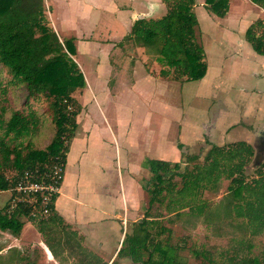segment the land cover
Returning a JSON list of instances; mask_svg holds the SVG:
<instances>
[{
  "label": "rangeland",
  "instance_id": "374dc122",
  "mask_svg": "<svg viewBox=\"0 0 264 264\" xmlns=\"http://www.w3.org/2000/svg\"><path fill=\"white\" fill-rule=\"evenodd\" d=\"M119 2L128 3L127 0ZM230 2L229 6L232 3L234 6L231 8V13L246 12L248 5L241 0H231ZM197 3L194 6L199 21L197 39L203 44L205 59L208 65L215 68H219L217 64L221 62L223 64V69L219 68L220 72L215 82L221 91L228 88L229 92L226 96L228 99L222 100L223 106H220L219 101L215 103L207 98V96L217 98L219 90L199 89L200 81H176L172 79V75L168 78L160 76L159 72L163 66L155 60V57L148 56L144 48L121 42L122 40L120 41L122 50L109 56L113 64L105 85L103 79H98L95 76L98 64L96 60L93 57H90V60L89 56L84 53L82 54L84 56L77 57L79 63L85 68L91 85L89 86L90 90H76L73 94L81 106L76 117L78 127L73 138L76 137L84 142L83 146L78 149L74 143L71 145L72 141L70 142L71 149L66 158L63 185L71 194L67 201L71 214L77 215V218L82 220L80 222L84 221L85 228L96 227L98 234L105 242L107 250L105 253L103 250L101 254L105 261L113 259L121 236L118 229L123 224L122 221L111 219L108 223L105 220L107 207L112 201L115 202L113 197L120 190L118 180H113L112 187L109 186V182L114 178V173H117V170L127 173L125 168L136 167L138 159L143 157L172 162L177 160L181 156L176 147L180 139L186 144H191L198 135L197 139L200 140L198 142H205L208 138L205 137V133H209V131L200 128L205 118L209 119L214 126L212 129L213 141L220 142V138L224 134V132L221 134L222 127L239 118L240 110L245 104L246 100L242 97L239 89L246 87L249 94L258 90L264 91V69L257 66L255 72L238 73L239 64H242V67H246L247 63V67L251 65L250 53L244 50L239 54L237 45L229 41L222 40L221 43L215 41L216 21H221L222 18L210 13L203 4L204 0H197ZM166 10L165 6L163 11L157 13H151V11L144 18H160L163 16L162 14L166 13ZM247 11L251 13L252 9ZM261 16L264 18V15ZM99 18L101 17L97 14L90 18V21L97 22L99 29L95 33L96 35H89L87 32L84 40L95 37L92 39L93 41L110 43L109 37L105 35H108L106 27L111 21H113L111 23L112 35L120 37L126 34L124 28L117 27L118 22L114 17L110 16L106 20L105 17L100 20ZM81 23L86 25L88 20H82ZM101 32H105L103 33L104 37L99 36ZM218 32L219 29L216 30V34ZM239 32V35L237 33L236 36L244 40V32ZM223 53H226L227 56L222 55ZM222 59L225 60L221 61ZM254 73H257V76ZM9 80L8 71L0 64V85L8 84ZM135 84L136 86H134ZM92 90L96 95L91 94ZM26 94L27 91L23 86H8L5 96L7 117L13 109L21 108L24 105ZM28 104L41 119L39 131L33 140L37 147L43 149L49 144L54 133L48 101L41 97L38 100H29ZM206 111L209 113L208 115L205 114ZM182 115L186 121L183 133L182 120H180ZM228 135H232V138L238 136V138L245 139L248 132L236 128ZM254 141L255 139L252 138V142ZM209 148L194 145L186 146L184 151L188 154H197L200 149H203V157ZM255 150L256 153L258 151V154L264 156V149L258 146ZM152 152L158 155H154ZM254 160L255 156L244 170L248 180L255 177L257 173ZM180 161L182 168L185 164L184 157ZM201 162L202 160H200ZM192 165L193 163L188 164L189 167ZM128 170L132 171V167ZM136 173H138L136 179L139 182L147 181L150 178V173L147 170L140 169ZM67 178H69L68 183H66ZM175 180L180 181L179 177H175ZM228 184L229 180L222 178L219 181L218 189L205 190L201 199L207 201V205L213 207L214 210H218L215 205L219 203L226 192ZM128 185L127 183L126 186ZM136 187L133 191L135 206L131 208L132 213L129 214L125 226L121 229L125 233L132 231L134 223L142 219L145 210L148 209L147 194L143 192L141 186ZM9 198L10 192L0 193V208L9 203ZM172 210H177V208ZM183 211L185 212L181 217H175L165 206L155 205L152 209H148V215L157 218L162 225L171 229V240L174 244L180 245V254L188 263H206L202 256L195 257L192 250L203 251L207 256H211L210 264H237L241 257L263 258L264 231L252 236L237 227L241 223V219L226 218L220 215L213 217L211 222L205 224L201 217L188 215L187 209ZM116 213L122 220V211L118 210ZM21 220L24 225L18 236L7 231H0V264H57L52 256L48 255L44 246V238L51 236V231L46 230L44 237L38 231V221H29L26 217H21ZM85 221H94L95 224L88 226V224L85 225ZM76 248L73 252L64 254L68 257L64 258L66 261L62 264H88L83 255L88 253V248L82 246ZM60 250L64 251L61 247ZM114 259L116 264H133L129 258L117 257Z\"/></svg>",
  "mask_w": 264,
  "mask_h": 264
},
{
  "label": "trees",
  "instance_id": "16d2710c",
  "mask_svg": "<svg viewBox=\"0 0 264 264\" xmlns=\"http://www.w3.org/2000/svg\"><path fill=\"white\" fill-rule=\"evenodd\" d=\"M161 1L167 8L166 13L160 18L136 19L121 42L142 47L148 56L155 57L163 66L160 76L172 75L176 81H198L206 75L207 62L204 47L197 39L196 0ZM230 1L204 0V6L222 18L229 10ZM250 1L264 9V0ZM245 38L256 53L264 55L263 21L251 24ZM74 39L59 38L46 18L44 0H0V64L10 75L8 84L0 85V190L11 188V179H17L26 170L37 169L45 174L55 164L62 163L65 173L66 157L81 108L73 94L86 87L85 75L72 58L76 54ZM8 86H23L27 94L24 105L13 109L7 117ZM41 97L48 101L54 127L53 136L43 149L33 140L41 119L28 104L29 100ZM177 148L185 160L182 168L181 161L146 157L142 162V167L150 173L147 181H140L148 196V209L165 206L175 217H181L187 209L188 215L201 217L205 224L222 215L241 219L237 227L249 235L264 231V156L258 159L254 147L245 141L222 146L212 144L203 157V149L197 154H188L180 142ZM254 156L257 173L248 180L244 170ZM189 163L193 165L189 167ZM222 178L229 180V184L215 205L218 210H214L201 195L205 190L218 189ZM58 196L52 197L50 215L39 220L37 228L44 237L46 230L51 231L44 243L52 256L61 260L60 247L73 252L72 240L77 234L67 230L68 225L56 211ZM7 207L6 204L0 208V231L18 236L24 225L21 217L34 219L25 206H16L9 213ZM148 209L134 223L132 231L124 234L115 258H129L133 264H190L180 254V245L172 242L171 229L149 216ZM192 253L195 257L202 256L206 262L202 264L211 263L212 257L205 252L192 250ZM83 255L86 263L96 264L94 258ZM110 264H116L115 259ZM237 264H264V256L262 259L241 257Z\"/></svg>",
  "mask_w": 264,
  "mask_h": 264
},
{
  "label": "crops",
  "instance_id": "0c3cea01",
  "mask_svg": "<svg viewBox=\"0 0 264 264\" xmlns=\"http://www.w3.org/2000/svg\"><path fill=\"white\" fill-rule=\"evenodd\" d=\"M119 1L120 0H107V1H104V0H44L46 18L49 24L51 25V27L54 29V31L59 36V38L60 39L68 38V37L75 38L74 45L76 48V54L73 55L72 57L78 62L83 75L86 74L84 76V78H86L85 79L86 88H84L85 91L86 89H89V86L91 84L88 78V74L85 73L86 71L85 68H83V66L79 63L77 57L84 56V55L89 56V58L93 57V59L96 60V62L98 63L97 68L95 70L96 71L95 76L98 79H103L105 81L104 83L105 85L106 78L113 64L110 61L109 56L111 54H117V52H120L122 50V44H120V41L123 39V37L126 34L129 33L133 22L139 17H141L142 15L146 16L151 11H152L151 13H157V12L163 11L165 8V5L161 0H127L128 1L127 4L120 3ZM241 1L244 2V4H247L248 5L247 10L252 9V12L250 13L246 10V12L242 11V13L240 14L231 13L230 12L231 8L234 7L232 3L231 4L232 6L231 5L229 6V10L227 14L224 17H222L221 21H216L217 27H215V31H214V34H215L214 40L219 43L223 41L225 42L229 41L230 43L234 45L236 44L237 45L236 48L238 49L237 52L239 54L243 53L244 50L250 53L252 57V59L250 60L251 65L247 67V64H248L247 63L246 64L247 68H246V67H242V64H239V68L237 69L238 73L245 74V72H249V73L255 72L257 66H261L264 69V55H260L256 53L251 47L250 43L245 38L246 30L251 24L255 23L258 20H261L264 23V20H262L264 18L261 16V15H264V9L254 4L250 0H241ZM197 4L198 3L196 0V5ZM94 14H97V16L101 18L105 17V20L108 19V17L110 16L114 17V19L118 22L117 27L120 26L124 28L126 34L120 37L116 35H112L111 34L112 32L111 23H113V21H111L106 27V31H107L106 34L108 35L103 34L105 32H101V34H99L100 37H104V35L106 37H109L110 43L108 42L102 43L98 41H93L92 39L95 37H91L89 38V40H84L83 38L86 37L87 32L89 35H93L99 29L97 22L90 21V18ZM101 18H99V20ZM218 18H221V17H218ZM82 20H88V23L86 25H83L81 23ZM217 29H219V32L216 34ZM239 31L244 32V38H245L244 40L236 36L237 33L239 35L240 33ZM202 37H203V34H202ZM83 53L84 55H82ZM222 55L227 56L226 53H223ZM224 60L225 59H222L221 61H224ZM113 62L115 61L113 60ZM217 65L219 66L220 69H223L222 62ZM219 68L212 67L210 64L208 65L207 63L206 75L202 79L198 80L200 81L198 83V88L199 89L213 88V91L215 89L219 90V94H217V98L214 99L212 96H207V98H209V100L214 101L215 103L219 101L220 106H223L224 104H222V100L228 99V97L226 96L228 95L229 91H227L228 88H224L221 91V89H219V86L215 84L218 78V74L220 72ZM254 74L257 76V73H254ZM136 84H137V79H136ZM136 84L134 86H136ZM239 90H240V93L242 94V97H244V99L246 100L245 104L240 110L239 118L226 124L225 127H222L221 134L223 132L224 134L222 135L223 137L220 138V142L216 143L213 141L214 137L212 135V129L214 128V126L210 122L209 119L205 118L204 122H202V127L200 128L202 130L209 131V133L207 132L205 133L206 135L205 137H208V138L205 140V142L204 141L198 142L200 141L197 139L199 138L198 137L199 135H198L192 141L191 144H186L182 142V140L180 139V143L184 145V148L186 146L192 147L194 145H198L200 147H210L212 144L222 146V145L234 143L237 141H245L249 143L250 145L254 147V150L258 148V146L261 147V149L264 148V91L258 90L255 93L252 92L249 94V90L246 87H241ZM103 91H105V89H103ZM90 92L92 95H96L93 90ZM206 113L207 111L205 112V114ZM208 114L209 113H207V115ZM180 120H182V133H183L184 127L186 125V121L183 118V115H182V119ZM236 128L246 130L248 132L247 138L241 139V138H238V136L236 138H232L233 137L232 135H228L230 132H232ZM182 133L179 135V138L181 137ZM252 138L255 139L254 142H252ZM83 142H84L83 140L77 139L75 137L73 138L71 145L72 143H74L75 147L78 149L83 146ZM70 147H69V151L71 149ZM179 151L182 156V151L181 150ZM152 153L154 155H158V154H155V152H152ZM255 155H259L258 151L257 153L255 152ZM181 156L180 158H178L177 160H174L173 162H180L182 158ZM145 158L146 157L139 158L138 161L140 159L141 161L139 162L137 161L136 167H133V166L126 167L125 169H127L126 171L127 173H122L121 171L117 170V173H114V178H112L111 182H109V186L112 187L113 180H116V181L118 180L117 182L119 183L120 190L119 192L115 193V197H113L115 199V202L112 201L111 203H109L106 214H105L106 216L105 220L108 223L110 222L111 219L116 220L118 222L122 221L123 223L122 227L118 229V231L121 233L120 240L118 241V245H117L118 247L114 253L113 259L110 261H105L102 259L103 256L101 254L103 253V250L105 253L107 248L105 246V242H103V239H101L100 235L98 234L96 227H93L91 229L85 228L84 221L80 222L82 220H79L77 218V215L71 214L69 205L67 203V201L70 199L71 194L69 193V190L66 188V186L63 185L65 181V173H64L63 182L60 187V193L55 202L56 211L58 215L64 220V223L68 225L67 230L76 232L77 236L74 237L72 240V243L75 249H77L76 247H80V246L84 248H88L87 255L90 256L91 258H94L96 261V264H103V263L110 264L116 256V253L120 247L121 241L125 233L121 229L123 228V226H125L127 222V218L129 217V214L132 213L131 208L135 206V198L133 196V191H135L134 188H137L136 186H141L139 180L136 179V175L138 174L136 172H139L140 169L147 170L146 168L142 167V162ZM148 158H151V157H148ZM154 159H158V158H154ZM161 160H164V159H161ZM138 164H141V165L139 166ZM131 167H132V171L128 170ZM68 181H69V178L66 179V183H68ZM127 183L129 184L128 186H126ZM119 194L120 196L118 197ZM118 210L122 211V217H123L122 220L118 218L120 217V215L116 213V211ZM87 222L85 221V225L88 224V226L89 224H93V223L95 224L94 221H87ZM119 227L120 225L118 226V228ZM44 246L47 250L46 252H48V255L50 254L52 256L49 248L46 246L45 243H44ZM66 252L68 253V250L63 251L62 253L59 252V259L61 260H56L53 256H52V259L57 264L65 263L66 260L64 259V257L65 258L68 257V255H64Z\"/></svg>",
  "mask_w": 264,
  "mask_h": 264
},
{
  "label": "built area",
  "instance_id": "2783aa9c",
  "mask_svg": "<svg viewBox=\"0 0 264 264\" xmlns=\"http://www.w3.org/2000/svg\"><path fill=\"white\" fill-rule=\"evenodd\" d=\"M63 164H55L48 173L40 174L37 169L26 170L17 179H11L7 213L16 206H25L32 219L39 221L50 215V202L55 194L60 193L61 181L64 178ZM63 182V181H62Z\"/></svg>",
  "mask_w": 264,
  "mask_h": 264
},
{
  "label": "water",
  "instance_id": "95a60500",
  "mask_svg": "<svg viewBox=\"0 0 264 264\" xmlns=\"http://www.w3.org/2000/svg\"><path fill=\"white\" fill-rule=\"evenodd\" d=\"M139 18H144V16H141V17H139ZM139 18H138V19H139ZM263 149H264V148H263ZM261 156H262V154H259V155H258V159H261Z\"/></svg>",
  "mask_w": 264,
  "mask_h": 264
}]
</instances>
